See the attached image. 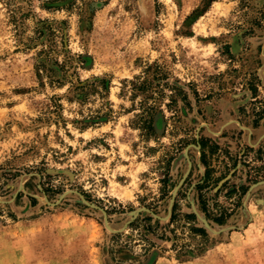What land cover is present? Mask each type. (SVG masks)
<instances>
[{
    "label": "rangeland",
    "instance_id": "obj_1",
    "mask_svg": "<svg viewBox=\"0 0 264 264\" xmlns=\"http://www.w3.org/2000/svg\"><path fill=\"white\" fill-rule=\"evenodd\" d=\"M0 264H264V0H0Z\"/></svg>",
    "mask_w": 264,
    "mask_h": 264
},
{
    "label": "trees",
    "instance_id": "obj_2",
    "mask_svg": "<svg viewBox=\"0 0 264 264\" xmlns=\"http://www.w3.org/2000/svg\"><path fill=\"white\" fill-rule=\"evenodd\" d=\"M150 128H152L151 125H150ZM207 140L208 139H202L201 140V160L205 166V172H204L200 182H198L195 186L196 189L199 190V192L210 183L209 179H210L211 172H212V169L209 167V165L206 161L207 152L205 150V141H207ZM218 147H219V145L214 143L210 148L211 153L214 152L216 149H218ZM224 184L225 183H223V185ZM220 189H221V187L219 186L215 193L217 194L220 191ZM245 189H246V187L244 185L234 186L233 188H231V190L227 191V194L230 195L233 192H238V191H241V193H243V192H245ZM199 204H200L201 210L206 213L207 218H209L211 216V218L213 220H215L217 223H223L224 219H226L227 208L225 206L220 205L217 202H215L214 206L217 210V213L216 214L215 213L210 214L209 211L207 210V207H206V201L202 198L201 194H199ZM175 206L176 205L173 206V212L171 214V222L174 220V217H175V215H174L175 214L174 213ZM184 216L188 217V218L189 217H195V214L194 213H184ZM191 229H193L195 231H199V232L206 235L205 229L202 227H197L195 225H192Z\"/></svg>",
    "mask_w": 264,
    "mask_h": 264
}]
</instances>
